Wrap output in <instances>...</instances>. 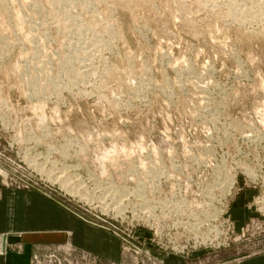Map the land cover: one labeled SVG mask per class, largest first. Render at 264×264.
<instances>
[{"label": "rangeland", "instance_id": "374dc122", "mask_svg": "<svg viewBox=\"0 0 264 264\" xmlns=\"http://www.w3.org/2000/svg\"><path fill=\"white\" fill-rule=\"evenodd\" d=\"M176 182L229 243L185 264L264 236V0H0V188L116 237L103 262L138 264L121 246L152 247L139 215L185 198ZM61 245L83 250H37Z\"/></svg>", "mask_w": 264, "mask_h": 264}, {"label": "crops", "instance_id": "0c3cea01", "mask_svg": "<svg viewBox=\"0 0 264 264\" xmlns=\"http://www.w3.org/2000/svg\"><path fill=\"white\" fill-rule=\"evenodd\" d=\"M242 214L243 218L248 215ZM238 222L241 225L246 220ZM65 239L104 260L118 259L119 241L108 232L83 223L37 192L0 188V264H29L39 245ZM161 258L163 264H185L176 254ZM216 259L212 264H264V236H251L219 251Z\"/></svg>", "mask_w": 264, "mask_h": 264}, {"label": "built area", "instance_id": "2783aa9c", "mask_svg": "<svg viewBox=\"0 0 264 264\" xmlns=\"http://www.w3.org/2000/svg\"><path fill=\"white\" fill-rule=\"evenodd\" d=\"M182 185V190L186 192V197L182 198V194L175 192L173 198L167 202L164 211L153 213L144 218L145 211L143 215H139L140 219L145 222L147 221L151 226H153V237L148 244L152 247L145 248L141 245H127L122 244V258L124 259L127 255H134L138 257V264H159L158 255H155L154 248H162L163 251L168 250L174 254L180 255L182 258L188 253V249L202 251H216L221 247H228L224 239L220 240V232L217 228L218 212L216 215L211 212L209 215L210 219L203 220L205 218L202 214L188 215L184 207L183 202L190 201L187 205H192L196 203L199 205L202 203L198 200H191V190L189 188L184 189L183 182H176L174 186ZM169 185V184H168ZM203 190V189H202ZM180 196L179 199H174ZM140 201L139 198L137 200ZM155 201V199H152ZM165 205V203H163ZM156 211V210H155ZM143 216V218H142ZM162 225V226H161ZM206 230V232H205ZM210 230V233H208ZM128 236V234H126ZM163 237L165 240L159 242L158 238ZM138 240V238H134ZM129 243V242H128ZM158 253V252H156ZM161 263V261H160ZM29 264H107L99 259L93 253L85 250L74 249L70 246H50L37 250L32 253L29 259Z\"/></svg>", "mask_w": 264, "mask_h": 264}, {"label": "bare ground", "instance_id": "6f19581e", "mask_svg": "<svg viewBox=\"0 0 264 264\" xmlns=\"http://www.w3.org/2000/svg\"><path fill=\"white\" fill-rule=\"evenodd\" d=\"M72 1H73V3H74V2L77 3V2L80 1V0H72ZM85 1H86V0H85ZM89 3H90V2H89ZM247 7H248V6H247ZM242 17H243V16H242ZM82 23H83V22H82ZM110 29H111V28H110ZM92 31H93V30H92ZM86 35H87V34H86ZM86 38H87V37H86ZM85 40H86V39H85ZM81 43H82V42H81ZM85 43H86V42H85ZM98 43H99V42H98ZM105 43H106V42H105ZM77 45H78V44H77ZM98 46H99V45H98ZM100 47H102V46L100 45ZM100 47H99V48H100ZM89 56H90V55H89ZM93 60H94V59H93ZM91 61H92V60H91ZM93 62H94V61H93ZM91 64H92V63H91ZM88 69H89V68H88ZM111 72H112V71H111ZM112 73H113V72H112ZM110 75L112 76V74H110ZM37 168H38V167H37ZM43 170H45L43 167H41V168L38 169V171H43ZM52 176H53V175H52ZM57 177L60 178V175L57 176ZM108 179H109V178H108ZM61 180H62V184H63V186H65L66 183H64V182H65L64 179H61ZM103 182H104V181H103ZM68 186H69V185H68ZM101 186H102V185H101ZM103 186H104V185H103ZM122 188H123V189H121V192L123 191V193H124V192L127 191V188H126V187H122ZM77 189H78V188H77ZM119 192H120V191H119ZM115 193H116V192H115ZM123 193H122V194H123ZM79 194L82 195L81 192H79ZM84 195H85V193L83 192V197H84ZM105 196H106V195H105ZM106 198H107V197H106ZM111 198H112V197H111ZM139 198H140V197H139ZM141 198H143V197H141ZM105 200H106V199H105ZM134 206H135V205H134ZM134 206H133V207H134ZM148 206H149V205H148ZM116 208H117V207H116ZM150 210H151V209H150ZM152 210H153V209H152ZM152 210H151V211H152Z\"/></svg>", "mask_w": 264, "mask_h": 264}]
</instances>
